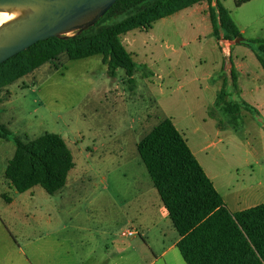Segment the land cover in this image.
<instances>
[{"label": "rangeland", "instance_id": "1", "mask_svg": "<svg viewBox=\"0 0 264 264\" xmlns=\"http://www.w3.org/2000/svg\"><path fill=\"white\" fill-rule=\"evenodd\" d=\"M221 1L233 20L247 27L244 39L264 38V0H253L239 8L235 0ZM181 15L157 22L153 31L140 36L141 40L158 46L162 43L175 46L191 57V63L200 57L204 67H215L220 63V55L213 52L210 19L205 21L200 16L191 26V21L180 20ZM173 20L175 23L170 25ZM153 38H156L155 44ZM134 40H125V44L131 48L128 50L134 53L137 64L134 78L140 90L135 88V93L127 83L124 69L118 70L115 79L107 75L101 56L70 60L62 54L56 61L44 64L7 87L9 95L0 94V122L15 136L27 142L46 133L59 134L74 156L75 167L69 174L68 184L54 196L41 186L14 195L6 189L8 195L15 196L16 204L8 214L0 205V214L11 226L32 264H41L42 257L54 264L60 259L66 264H84L98 242L114 241L128 247L144 241L139 235L122 237L125 230L135 228L125 217L126 212L129 218L133 216L139 204L134 200V188L150 187L159 197L137 144L166 116H175L178 120L180 115L185 116L197 103L200 83H192L198 76L193 67L181 83L172 88L161 87L160 78L149 79L148 68L154 67L150 52H142L143 43L138 37ZM183 43L188 46L181 48ZM240 43L234 48L233 56L237 47H247ZM258 96L247 95L246 100L257 102L254 97ZM260 110L264 115L261 105ZM243 115L252 136L241 133L244 123L237 126L242 143L235 153L242 163L264 162V139L259 134V129H264L262 117L250 111ZM3 145L11 149H4ZM15 150L12 141L0 140V177L7 164L5 155L12 158ZM24 209L32 212L30 218L22 215ZM168 221L171 235H177L172 222ZM25 233L30 234L29 242L23 238L27 237ZM124 264L129 262L124 261Z\"/></svg>", "mask_w": 264, "mask_h": 264}, {"label": "trees", "instance_id": "2", "mask_svg": "<svg viewBox=\"0 0 264 264\" xmlns=\"http://www.w3.org/2000/svg\"><path fill=\"white\" fill-rule=\"evenodd\" d=\"M251 1L235 0V5L239 8ZM202 2L209 4L218 44L241 39L240 44L254 50L264 69V38L244 39L221 0H117L94 25L72 36L38 42L1 64L0 91L66 54L70 60L101 55L107 75L115 79L118 70L124 69L135 92L137 64L122 37L138 29L148 31L156 22ZM216 109L236 127L243 124L242 109L258 114L240 96L234 64L231 73L224 71ZM0 139L16 146L5 179L17 193L41 186L54 196L67 185L75 162L61 135L46 133L24 142L0 122ZM137 150L180 236L177 245L187 264H264V204L232 213L170 118L155 126Z\"/></svg>", "mask_w": 264, "mask_h": 264}, {"label": "crops", "instance_id": "3", "mask_svg": "<svg viewBox=\"0 0 264 264\" xmlns=\"http://www.w3.org/2000/svg\"><path fill=\"white\" fill-rule=\"evenodd\" d=\"M178 13L182 14L180 20L191 21V26L192 22L199 21L198 18L200 16H203L205 21H208V18L210 19L209 4L207 2H202ZM174 23L175 20L171 21L170 25ZM237 26L242 35L248 33L246 26L243 27L238 24ZM153 29L154 25L148 31L138 29L122 37V41L124 38L123 43L127 50L130 47L126 46L125 40L129 39L133 41L138 37L139 41L143 43L140 47L142 52L145 50L150 52L154 59V67L153 69L148 68L152 76L149 79L160 78L161 87L167 85L172 88L174 85L181 83L182 79L187 78L194 67L197 70L198 76L192 79V83H200V90L196 96L197 103L195 106L193 105L185 116L181 117L180 115L179 120L175 116H166V118H170L173 121L176 128L186 139L188 146L232 213L264 204V162L260 163L254 160L253 163L248 161L242 163L240 156L235 153V149L239 148L238 145L242 143L239 134L240 130L236 128L227 114L216 109L217 96L224 82V58L218 41L214 37L213 52H219L220 63L208 69L203 66V60L200 57L191 63V57L185 52L180 51V49H176L175 46H169L164 43L158 46L155 44L156 38H153L155 45L149 44L148 40H141L140 36L142 34H149ZM209 36H214L212 27L209 31ZM186 46L188 45L183 43L181 48H185ZM236 46H239V44L232 46V59L238 75L240 96L246 103L258 111V115L262 117L264 122V115L260 110V105L264 107V69L254 51L247 47H237V53L233 56ZM134 50L138 49H132V51ZM130 53L134 58V53ZM100 62L105 65L103 57ZM138 85L137 81V87ZM181 88L183 87H178V89ZM6 90L7 88L0 91V94L4 92L5 95H9L10 92H6ZM139 90L140 88L138 87ZM256 94L259 96L258 98L254 97V100H257L259 104L246 100L247 95ZM243 112L249 111L245 109L241 111L244 123L241 133L246 132L248 136H252L251 130L246 129ZM259 134L264 139V129H259ZM1 147L11 149L9 146L3 145ZM12 158L7 154L5 155L4 163H7L6 168ZM6 168L2 170L3 174L0 177V205L4 213L8 214L16 204V198L13 196L16 190L5 179ZM140 187L134 188V200L139 204L133 212V216L129 218V214L126 212L125 217L126 219H130L131 225L138 229L139 236L144 239L143 243L133 245L134 247L132 245L124 247L114 241L108 244L106 242H98L89 253L85 263L124 264V261H126L129 264H187L177 245L180 240L178 232L177 235L175 233L171 235V225L168 223L170 218L160 196L157 197L150 187ZM6 189L11 191L13 195H8ZM31 190L25 193L31 192ZM3 194L11 198V202H7L2 196ZM22 212V215L27 218L32 216V212L26 209ZM25 234L27 235L28 233ZM29 236L30 234L27 237H23L27 240L26 242L30 241V238L28 239ZM40 262L41 264H54L50 263L47 257H42ZM65 262L60 259L55 264H66ZM0 264H32L30 258L22 249V244L18 242L17 237L14 235L11 226L6 223L1 214Z\"/></svg>", "mask_w": 264, "mask_h": 264}, {"label": "water", "instance_id": "4", "mask_svg": "<svg viewBox=\"0 0 264 264\" xmlns=\"http://www.w3.org/2000/svg\"><path fill=\"white\" fill-rule=\"evenodd\" d=\"M117 0H0V12L23 8L28 14L0 28V65L38 42L94 25ZM241 39L219 41L224 69L231 73L232 46Z\"/></svg>", "mask_w": 264, "mask_h": 264}, {"label": "bare ground", "instance_id": "5", "mask_svg": "<svg viewBox=\"0 0 264 264\" xmlns=\"http://www.w3.org/2000/svg\"><path fill=\"white\" fill-rule=\"evenodd\" d=\"M28 14L27 9L11 8L0 12V28L6 27Z\"/></svg>", "mask_w": 264, "mask_h": 264}, {"label": "built area", "instance_id": "6", "mask_svg": "<svg viewBox=\"0 0 264 264\" xmlns=\"http://www.w3.org/2000/svg\"><path fill=\"white\" fill-rule=\"evenodd\" d=\"M138 235H139V231L135 228L127 229L122 233V237L124 238H134Z\"/></svg>", "mask_w": 264, "mask_h": 264}]
</instances>
